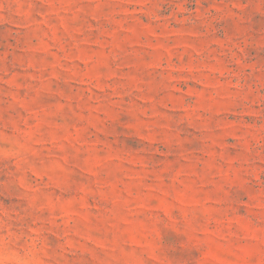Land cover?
I'll return each mask as SVG.
<instances>
[{
    "label": "rangeland",
    "instance_id": "rangeland-1",
    "mask_svg": "<svg viewBox=\"0 0 264 264\" xmlns=\"http://www.w3.org/2000/svg\"><path fill=\"white\" fill-rule=\"evenodd\" d=\"M0 264H264V0H0Z\"/></svg>",
    "mask_w": 264,
    "mask_h": 264
}]
</instances>
